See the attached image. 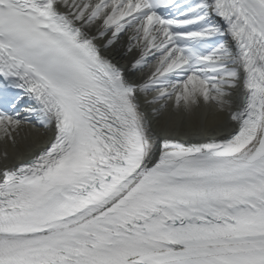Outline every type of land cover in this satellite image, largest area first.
I'll use <instances>...</instances> for the list:
<instances>
[{
  "label": "snow or ice",
  "instance_id": "6c2138e0",
  "mask_svg": "<svg viewBox=\"0 0 264 264\" xmlns=\"http://www.w3.org/2000/svg\"><path fill=\"white\" fill-rule=\"evenodd\" d=\"M32 118L0 264H264V0H0V140Z\"/></svg>",
  "mask_w": 264,
  "mask_h": 264
},
{
  "label": "bare ground",
  "instance_id": "6f19581e",
  "mask_svg": "<svg viewBox=\"0 0 264 264\" xmlns=\"http://www.w3.org/2000/svg\"><path fill=\"white\" fill-rule=\"evenodd\" d=\"M113 63L117 64L118 67L127 70L129 69L132 61V56L127 54L124 48L119 50H113L105 53ZM238 102V100H237ZM145 112L153 133L159 139L169 138L175 140H181L184 142H194L203 138H209L210 136H223L227 135L230 128L217 129L210 134L203 136H195L191 132L185 130H170L162 128L151 114V110L147 107L142 108ZM52 138V134L49 129L45 127L31 128L23 126L16 137V142L13 143L11 140H0V168L7 165L8 167L19 166L20 164L34 159L44 149L47 148L49 141ZM5 154L7 159H5Z\"/></svg>",
  "mask_w": 264,
  "mask_h": 264
}]
</instances>
